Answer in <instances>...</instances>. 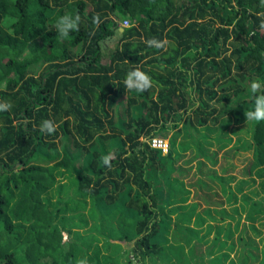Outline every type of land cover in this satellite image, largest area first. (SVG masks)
Here are the masks:
<instances>
[{
  "label": "trees",
  "instance_id": "trees-1",
  "mask_svg": "<svg viewBox=\"0 0 264 264\" xmlns=\"http://www.w3.org/2000/svg\"><path fill=\"white\" fill-rule=\"evenodd\" d=\"M65 14L80 16L79 32L61 38L55 24ZM125 18L131 25L119 31ZM116 32L103 63L101 44ZM153 37L166 48L148 47ZM136 68L153 81L143 93L124 85ZM252 81L264 86V0H0V103L11 105L0 111V264H264L254 223L262 214L247 211L259 202L243 192L255 180L264 192V121L246 118L261 94ZM45 120L54 133L40 131ZM217 124L246 135L222 155H250L234 187L235 175L225 178L232 162L223 175L213 167L232 138L193 139ZM152 136L167 138L165 155L146 142ZM188 151L184 163L196 161L188 184L207 206L200 211L186 204L191 165H176ZM226 185L230 203L240 193L249 203L246 220L238 205L237 216L211 214L213 204L226 209L209 189Z\"/></svg>",
  "mask_w": 264,
  "mask_h": 264
},
{
  "label": "rangeland",
  "instance_id": "rangeland-1",
  "mask_svg": "<svg viewBox=\"0 0 264 264\" xmlns=\"http://www.w3.org/2000/svg\"><path fill=\"white\" fill-rule=\"evenodd\" d=\"M122 21V20H121ZM119 26H121V24L119 23ZM121 28V27H120ZM118 38H119V35H118V33L116 32L115 34H114V36H112L111 38H109V39H106L102 44H101V46H102V51H103V56H102V62L103 63H105V62H107V60H108V56H109V54H110V52L114 49V47L117 45V42H118ZM11 43H13L14 44V46H15V48H16V54H20L22 51H23V43L21 42V40H20V38L18 37V36H15L12 40H11ZM5 52H8V50H4ZM124 106H125V101H123L122 102V104H121V112H122V114L124 115V117H126L125 116V114H124V111H123V108H124ZM133 112H134V115H136V114H138V113H144L145 111H144V109H139V108H137V107H134L133 108ZM206 132L207 134H209V135H211V136H216L218 133H221L222 135H224L225 137H231L232 138V140H231V142L230 143H228V144H226V147L225 148H222V149H220V147H218V152H217V158H218V163L215 165V166H213L217 171H218V173L220 174V175H223L224 173H222L223 171H222V168H224V167H226L227 169H228V171L229 170H233L232 168H230L231 166L230 165H228L230 162H232L233 164H234V166H235V169L232 171V172H229V174H226V177L225 178H229L230 177V175H235V178H232V176H231V180H230V182L229 183H231V185L233 186L234 185V182H236L237 181V179H239V178H241L242 176H241V171L243 170V168L244 167H249V164H250V155H249V153H241V152H239L238 154H236V156L235 155H233L232 154V158H229V159H227L228 158V156L227 157H223L222 155L224 154V153H230L231 154V150H232V148H233V146L237 143L236 141H237V139H239V138H241L242 140L246 137V135L244 134V132L242 131V130H235V131H233V125H228L226 128H225V130H224V132H221L222 131V127H220V124H217V126L214 128V129H211V128H207L206 129V127L205 126H203V127H199L198 128V131H197V133H194V136L195 137H193V139L195 138L196 140L199 138L198 137V133H200V132ZM169 134H170V132H169ZM181 138H183V137H181ZM165 139V138H164ZM167 139V138H166ZM187 139H189V138H187ZM178 140H180V138H178ZM177 140V141H178ZM62 141H63V139H62ZM61 141V142H62ZM201 141V140H200ZM202 142V141H201ZM205 146H206V148H208V149H215L216 147H214V146H216L215 145V142L214 141H212L211 143H204V142H202ZM61 143H59V145H60ZM110 148V147H109ZM58 150H60V149H58ZM233 152H234V150H233ZM161 154L162 155H165L166 153L165 152H161ZM112 155V153L110 152V156ZM189 155H190V152L188 151V152H186V154H185V157H184V159H181L180 161H178L177 163H176V165H178V164H181L182 166H189V165H191V169H190V171L187 173V174H185L184 176H183V183H184V188L185 189H189L190 190V192H189V194H188V200H187V202H186V204H188V205H191L192 203H194V202H198L199 203V205H198V208H197V210L198 211H200L201 209H203V208H207V206H205V202H204V200H203V198H200V197H197L196 196V192L198 191V187L196 186V185H194V186H189V184H188V182L190 181V179H191V172L192 171H194L195 170V166H196V161H192L190 164H185L184 163V160L185 159H187L188 157H189ZM235 156V157H234ZM211 167V164L210 163H207L206 164V167L204 166V168H205V170L204 171H206V170H208V168H210ZM63 181H65V180H63ZM219 184H220V187L222 186V185H225V184H227L226 182H219ZM226 187H227V190H226V193H223L221 190H219V189H217V186H214L212 189H209V191H208V195H210V197H212V196H214V200H217V199H222L223 201H224V204H223V207H225V209H226V211L225 212H220L219 214H218V209H220V207H218V208H215L214 206H215V204H213V206H211V207H208L209 208V210H210V212H211V214H213V215H216V216H218V219H223V218H225L227 215H229L230 217L231 216H233V215H235V216H237L236 215V212L234 211V209H232V207L234 206V205H238V211H239V213L241 214V221L243 220V219H245V217H244V215H245V211L244 210H242L241 209V206L243 205V207H245V209H247L248 208V206H249V203L248 202H245L244 200H243V198H242V195H241V193L240 194H237V198H238V200H237V202L235 203V204H233V203H230L228 200H227V197L229 196V193H230V191H231V189L230 188H228V186L226 185ZM234 187V186H233ZM233 189V188H232ZM245 189V191H243V192H246L250 197H251V199H252V201H257V202H259L258 204V206L257 207H249V209L247 210V211H249L250 210V212L253 214V213H260V214H262V216L260 217V219L258 220V221H255L254 223H255V225L257 226V228H259V230L261 231V235L260 236H257L256 237V241H257V246H258V248H263V244H264V223H262V224H260V222H263L264 221V212H263V210H264V206H262V205H264V192H263V190H261V188H260V186H259V184L257 183V181L255 180V182L251 185V187H249V188H244ZM218 191V192H217ZM216 194V195H215ZM241 195V196H240ZM88 204H90V201H88ZM227 212V213H226ZM263 212V213H262ZM224 215V216H223ZM174 217V216H173ZM246 220V219H245ZM242 223H244V222H241V225H240V227H239V229L236 231V232H238L239 230H240V228H242ZM245 223H248V222H245ZM219 224H220V222H219ZM92 225H93V220H91V219H89L88 221H87V225H85L84 226V228H83V231L85 232V234H87L88 233V229H90L91 227H92ZM226 226L228 227L227 229H229V225H227L226 224ZM248 232L250 233V234H252V231L250 230V229H248ZM213 236V233H211V235H210V237L209 238H211ZM65 238V237H64ZM100 238V237H99ZM101 243H102V241L101 240H99V241H96V243L94 244V246L95 245H98V246H100L101 247ZM112 244H113V242H112ZM115 245V244H114ZM209 245V242H207V243H202V244H200L198 247H201V249L200 248H196V251H195V256L193 255V253L191 252V254L193 255L192 257H191V261H189V263H191V262H194V258L196 259V258H202V253L201 252H203V253H205V251H206V248H207V246ZM125 245L124 244H122L120 247V252L122 253L123 251H125V249H126V247H124ZM112 248H113V245L112 246H110L109 247V250H112ZM250 248V247H249ZM248 248V249H249ZM253 248V247H252ZM251 249V248H250ZM249 249V250H250ZM249 250H247V253H248V251ZM254 251H255V249H253ZM114 254H116L115 253V251L113 252ZM245 254L246 256L248 255V254ZM232 254H234V253H232ZM251 256V255H250ZM207 256L206 255H204V259L205 260H207ZM135 262V264L136 263H138V264H142V263H140L138 260H136V261H134ZM195 263V262H194Z\"/></svg>",
  "mask_w": 264,
  "mask_h": 264
},
{
  "label": "clouds",
  "instance_id": "clouds-1",
  "mask_svg": "<svg viewBox=\"0 0 264 264\" xmlns=\"http://www.w3.org/2000/svg\"><path fill=\"white\" fill-rule=\"evenodd\" d=\"M99 16L93 17V24H100ZM80 16H71L65 14L59 17L56 21L55 27L61 38L68 37L71 32H79ZM144 43L148 47L156 49H165L168 41L167 40H157L156 38L147 39ZM124 85L129 92L135 91L138 93H143L153 86V81L151 77L139 68L133 69L127 73ZM251 92L253 94L260 92L261 94L254 96V110L248 111L246 113V118L249 121L260 122L264 121V86L258 81H252L250 85ZM11 105L9 103H0V111L9 110ZM40 131L46 132L47 134H52L56 131V125L51 120H45L42 122ZM103 163L109 165V158L104 157ZM110 166V165H109ZM79 264H86L85 260H80Z\"/></svg>",
  "mask_w": 264,
  "mask_h": 264
},
{
  "label": "built area",
  "instance_id": "built-area-1",
  "mask_svg": "<svg viewBox=\"0 0 264 264\" xmlns=\"http://www.w3.org/2000/svg\"><path fill=\"white\" fill-rule=\"evenodd\" d=\"M121 26L120 27H127L131 25V21L128 18L123 19L120 22ZM143 140H145L144 138H141ZM146 142L149 144V146L151 148H155V149H160L161 152H167L168 150V140L158 137V136H152L146 139Z\"/></svg>",
  "mask_w": 264,
  "mask_h": 264
},
{
  "label": "water",
  "instance_id": "water-1",
  "mask_svg": "<svg viewBox=\"0 0 264 264\" xmlns=\"http://www.w3.org/2000/svg\"><path fill=\"white\" fill-rule=\"evenodd\" d=\"M120 29V31H122L123 30V27H121V28H119Z\"/></svg>",
  "mask_w": 264,
  "mask_h": 264
},
{
  "label": "crops",
  "instance_id": "crops-1",
  "mask_svg": "<svg viewBox=\"0 0 264 264\" xmlns=\"http://www.w3.org/2000/svg\"><path fill=\"white\" fill-rule=\"evenodd\" d=\"M119 31H120V29H119Z\"/></svg>",
  "mask_w": 264,
  "mask_h": 264
}]
</instances>
